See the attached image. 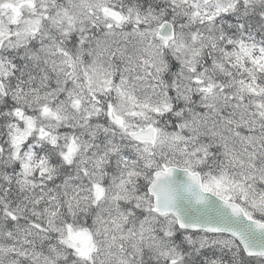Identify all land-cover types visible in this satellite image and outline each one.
Listing matches in <instances>:
<instances>
[{"label": "snow or ice", "instance_id": "obj_1", "mask_svg": "<svg viewBox=\"0 0 264 264\" xmlns=\"http://www.w3.org/2000/svg\"><path fill=\"white\" fill-rule=\"evenodd\" d=\"M0 264H264V0H0Z\"/></svg>", "mask_w": 264, "mask_h": 264}]
</instances>
